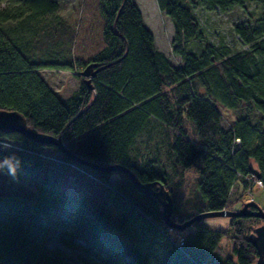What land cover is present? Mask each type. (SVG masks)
I'll return each instance as SVG.
<instances>
[{"label":"trees","instance_id":"1","mask_svg":"<svg viewBox=\"0 0 264 264\" xmlns=\"http://www.w3.org/2000/svg\"><path fill=\"white\" fill-rule=\"evenodd\" d=\"M95 1L105 46L89 63L102 68L91 79L92 88L82 80L77 93L61 99L39 75L42 69H72V64H57L65 62L57 59L66 56L59 48L67 49L70 30L59 3L0 0V110L19 113L40 133L61 136L79 158L127 167L153 193L160 185L169 188L166 173L153 161L137 167L130 154L138 134L151 122L171 128L175 166L197 163L204 211L229 207L231 188L240 181L243 189L251 188L244 181L252 176L250 166L264 188V0H199L205 10L222 13L254 5L256 11L245 12L246 18L232 26L242 49L206 41L192 2L156 0L171 21V52L179 58L178 66L155 48L134 0ZM192 40L202 43L199 52L187 48ZM51 47L60 54L48 56ZM217 104L242 106L246 114L225 128ZM252 113L259 116L254 124ZM182 119L193 124L194 139L185 136ZM0 136L25 149L41 147L14 131ZM14 153H0V170L18 179L29 176L37 195L32 199L0 193V264H68L60 250L48 247L52 239L77 251L84 264H208L225 235L194 223V231L183 233L184 245L178 247L175 229L164 225L156 199L134 187L124 173L86 167L106 185L113 173L124 180L106 186V202L97 205L58 187L40 157ZM60 154L61 160L76 162ZM257 221L230 218L232 258L221 264H254L257 252L247 236Z\"/></svg>","mask_w":264,"mask_h":264},{"label":"rangeland","instance_id":"2","mask_svg":"<svg viewBox=\"0 0 264 264\" xmlns=\"http://www.w3.org/2000/svg\"><path fill=\"white\" fill-rule=\"evenodd\" d=\"M55 1L60 5V15L67 18L66 21L68 27H70L69 32H67V49L64 50L65 45L59 48V51L66 56L64 59H57V61L65 62H57V64H72V69H42L39 71V75L56 92L59 98L68 99L77 93L81 81L84 80L80 72L92 57L105 46L102 37L104 23L97 12L95 0ZM188 1L192 2L194 16L204 31L206 41L215 45L228 46L231 49L243 48L242 42L233 32L232 26L246 18L245 12L256 11L253 4H246L247 8L245 10L235 7L226 13H222L205 10L199 0H181L182 4H188ZM134 2L139 7V11L142 12L140 13L144 24L151 30L152 36H154L157 49L163 52L171 63L178 66L180 63L179 58L175 57L171 52L172 25L169 19L158 10L156 0H134ZM187 48L199 52L202 48V43L192 40L187 44ZM47 53L48 56L60 54L52 47L48 49ZM48 60L50 61L51 58L46 61ZM217 108L221 114V125L225 128L230 127L237 119L244 116L247 109L242 106H238L236 109H227L219 104H217ZM258 119L257 113L251 114V122L253 124ZM182 122L187 139H194L193 124L186 119H182ZM170 129L163 130L162 126L151 122L146 129L138 134L130 156L137 167H142L146 162L153 161L157 169L163 170L166 173L169 188L165 189L172 197L173 219L181 222L198 213L205 212L204 200L197 189L199 181L197 163L186 168H177L175 166V159L169 148L174 132H171ZM20 146V142H16L7 136H0V153H3L5 156H10L11 153L15 154V151L18 153H28L31 151L27 148L22 151L18 148ZM31 152L41 153L38 154L45 160V169L49 167L48 170L51 178L58 187L62 188L68 195H84L94 204L98 205L105 202L106 186L108 187L112 183L124 184V180L119 174L113 173L109 175L107 178L110 183L108 182L109 184L106 185L105 182L100 180L102 179L100 174L78 162L69 161L71 163L70 167L64 165L63 161L65 160H61L60 152L51 147L41 146ZM67 161L66 163H69ZM244 179L246 184L252 186L251 188L253 189L251 190L250 187L243 189L242 181L235 184L230 191L232 203L225 209H238L241 203L254 202L264 211L263 185L258 184L257 180L253 177H246ZM172 185H175V187L170 190ZM0 193L4 195H21L33 199L37 195L36 183L27 175L18 179L0 170ZM106 211L112 219H115V212L110 205H107ZM229 218L208 217L201 219L199 222H194H203L210 229H218L225 232L219 245L208 259V264H221L225 259L232 258L234 240L231 236L232 230L230 229ZM194 223L185 229L183 233L194 231ZM48 247L60 250L68 264H84L79 259L77 251L66 248L61 243L56 242L55 239L50 241Z\"/></svg>","mask_w":264,"mask_h":264},{"label":"water","instance_id":"3","mask_svg":"<svg viewBox=\"0 0 264 264\" xmlns=\"http://www.w3.org/2000/svg\"><path fill=\"white\" fill-rule=\"evenodd\" d=\"M99 65L95 63H89L81 72L80 75L84 78V83L92 88L91 79L95 76ZM14 131L23 136L28 141L37 143L41 146L52 145L55 146L61 153L65 154L68 158L89 167L100 173L119 171L124 173L131 183L138 190L151 194L161 207V216L164 225L167 227L183 231L194 222H199L201 219L208 217H255L264 221V211L254 202H246L242 204L239 210L221 209L218 211H205L194 215L189 219H185L182 222H177L173 219L172 215V197L171 194L164 188L163 185L158 186L156 192L150 191L149 185L140 184L134 172L122 165H108L101 166L96 163L86 161L72 154L67 146L62 142L61 136H52L45 133H40L37 130L27 125L26 120L15 111L0 110V132L8 133ZM250 173H252L257 179H259L258 171L250 166ZM253 208L251 210L250 208ZM247 240L256 249L257 256L254 264H264V223L253 228V232L249 233Z\"/></svg>","mask_w":264,"mask_h":264},{"label":"built area","instance_id":"4","mask_svg":"<svg viewBox=\"0 0 264 264\" xmlns=\"http://www.w3.org/2000/svg\"><path fill=\"white\" fill-rule=\"evenodd\" d=\"M20 150H22V151H24V150H26L25 148H22L21 146L20 147H18ZM31 151H34V150H31ZM28 152L29 154H35V155H37V156H40L39 154H41V153H36V152ZM40 158H42L41 156H40ZM46 159V158H45ZM43 162H45V160L42 158L41 159ZM63 163H64V165H66V166H71V163L69 162V163H66V161H63ZM257 182H258V184H260L261 185V182L260 181H258L257 180ZM174 241H175V243H176V245L178 246V247H182L183 245H184V237L180 234V232H175L174 233Z\"/></svg>","mask_w":264,"mask_h":264},{"label":"flooded vegetation","instance_id":"5","mask_svg":"<svg viewBox=\"0 0 264 264\" xmlns=\"http://www.w3.org/2000/svg\"><path fill=\"white\" fill-rule=\"evenodd\" d=\"M242 204H243V203H241V205L239 206V208L242 206ZM239 208H238V209H234V208H233V210H239ZM250 209L252 210L253 208L251 207ZM234 218H239V217H234ZM249 218H255V217H249ZM229 219H230V218H229ZM257 219H258V221H257L255 227L264 223V221H263L262 219H260V218H257ZM191 226H192V225H191ZM189 227H190V226H189ZM255 227H254V228H255ZM187 228H188V227H187ZM187 228H186V229H187ZM251 232H253V229H252ZM251 232H250V233H251ZM247 237H248V236H247Z\"/></svg>","mask_w":264,"mask_h":264},{"label":"crops","instance_id":"6","mask_svg":"<svg viewBox=\"0 0 264 264\" xmlns=\"http://www.w3.org/2000/svg\"><path fill=\"white\" fill-rule=\"evenodd\" d=\"M158 8V7H157ZM138 9H139V7H138ZM140 10V9H139ZM159 10V9H158ZM141 12V11H140ZM142 13V12H141ZM161 13V12H160ZM168 19V18H167ZM170 21V20H169ZM142 22H143V24H144V21H143V18H142ZM171 22V21H170ZM172 25V24H171ZM144 26L151 32V30L144 24ZM173 29V28H172ZM151 34H152V32H151ZM153 35V34H152ZM172 35H173V32H172ZM153 39H154V36H153ZM154 46H155V48L157 49V47H156V43H155V39H154ZM158 50V49H157ZM158 51H160V50H158ZM161 52V51H160ZM161 53H163V52H161ZM164 54V53H163ZM165 55V54H164ZM166 56V55H165ZM232 189V188H231ZM105 202H106V199H105ZM104 202V203H105ZM206 225V224H205ZM215 230H218V229H215ZM219 245V244H218ZM209 261V260H208Z\"/></svg>","mask_w":264,"mask_h":264}]
</instances>
